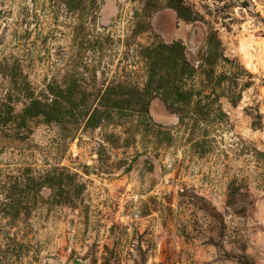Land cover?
Masks as SVG:
<instances>
[{"label": "rangeland", "instance_id": "1", "mask_svg": "<svg viewBox=\"0 0 264 264\" xmlns=\"http://www.w3.org/2000/svg\"><path fill=\"white\" fill-rule=\"evenodd\" d=\"M0 264H264V0H0Z\"/></svg>", "mask_w": 264, "mask_h": 264}]
</instances>
